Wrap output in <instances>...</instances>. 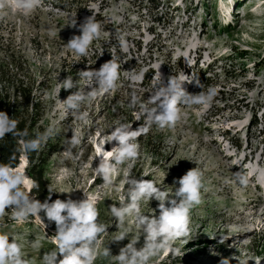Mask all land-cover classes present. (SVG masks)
<instances>
[{
	"label": "rangeland",
	"instance_id": "1",
	"mask_svg": "<svg viewBox=\"0 0 264 264\" xmlns=\"http://www.w3.org/2000/svg\"><path fill=\"white\" fill-rule=\"evenodd\" d=\"M90 16L100 23L101 36L87 57H79L66 43L81 34L79 24ZM74 20L75 28L69 26ZM111 59L120 65L117 88L86 102L82 118L66 111L62 101L79 89H61L60 82L71 76L89 91L92 82L78 73L98 70ZM0 66L34 82L43 100L44 132L56 129L45 143L53 152L44 166L56 199L82 200L86 195L97 201L98 222L107 231L98 238L94 264H116L115 256L131 239L139 238L137 249L145 242L134 218L125 223L129 235L113 241L119 230L109 207L128 200L126 165L111 187L94 172L98 156L117 145L107 143L115 126L125 123L136 130L145 124L139 105L129 106L131 94L151 108L148 100L160 75L165 84L171 76L186 80L182 86L190 94L214 88L210 104L180 105L175 127L152 125L137 139L139 156L131 169L137 180H152L171 193L188 170L203 174L202 202L191 210L189 236L175 241V256L161 255L150 264H220L222 259L264 264V0H41L31 15L0 18ZM73 133L80 143L69 156L66 140ZM243 158L250 159L254 170L244 168ZM238 171L247 176L246 186L235 179ZM20 172L26 174L30 192L25 167ZM158 204L154 199L142 202L140 211L158 217ZM10 211L0 217V233L8 234L10 242L16 239L28 264H43V255L56 250L55 223L50 227L39 215L14 220ZM107 247L112 256L102 255Z\"/></svg>",
	"mask_w": 264,
	"mask_h": 264
},
{
	"label": "clouds",
	"instance_id": "2",
	"mask_svg": "<svg viewBox=\"0 0 264 264\" xmlns=\"http://www.w3.org/2000/svg\"><path fill=\"white\" fill-rule=\"evenodd\" d=\"M41 4V0H0V18L10 13L21 16L31 15ZM77 27L76 20L69 24ZM80 35H73L66 43L67 48L79 57H87L88 50L94 40L101 36V25L94 17H86L79 24ZM121 45L125 46L121 40ZM120 65L114 59L103 63L100 68L81 71L78 75L92 82L91 90L80 88L71 76L61 83V89L70 90L78 87V91L70 94L63 102L65 110L74 116H80L82 106L95 97L98 93H108L117 88L120 78ZM197 87L203 89V85L197 78ZM193 79L187 80L192 82ZM174 76L168 78L165 84L161 78L157 81L154 91L149 97L151 108L140 102L135 92L131 94L130 107L139 105L140 114L145 117V124L136 130H131V125L120 123L109 134L107 143L116 141L107 155H99V164L94 168L95 175L102 178L105 187L114 184V176L120 172L121 166L126 165L123 173V183L128 185L125 203L121 199L119 206L112 204L109 207L115 220L119 235L114 242L123 241L130 229L125 227L129 218H134L135 227L145 236L144 245L137 249L139 238H133L115 256L116 264H150L153 258L161 255L172 254L175 256L178 249L174 247L175 241L186 238L190 234L191 210L202 202L201 190L204 187L203 174L196 168L190 169L180 177L176 183L179 187L173 192L161 190L152 180L143 178L137 180L131 175L133 162L139 156L138 137L146 134L152 125L159 129L173 128L181 120L180 105L204 106L212 102L216 95L214 88L190 94L183 88V82ZM18 121L10 118L6 112L0 111V140L7 134L18 137H26L27 132H18ZM56 129L48 128L43 133L36 135L34 139H22L20 150L24 153L39 151L48 139L56 135ZM80 140L73 133L71 139L66 140L68 155H72V148L79 145ZM235 179L243 186L248 184V178L242 172L234 173ZM27 177L25 173L17 171L13 166L0 163V217L5 215L6 209L11 208V218L14 220H26L30 216L44 213L49 223L56 225L55 243L56 250L43 255V264H94L98 252L99 236L107 231L103 223L98 222L99 211L95 198L85 195V199L51 200L49 197L43 203L30 195L26 190ZM34 187H38L35 181ZM118 190V189H117ZM68 193V192H61ZM159 202V216L144 215L140 211L142 202L151 200ZM166 202L170 206H166ZM122 229V230H121ZM6 233H0V264H28L22 255L21 245L14 237ZM103 256L111 255L110 249H104ZM62 256V259L58 257ZM239 264H249V261L241 259ZM220 264H229L228 259H222Z\"/></svg>",
	"mask_w": 264,
	"mask_h": 264
},
{
	"label": "trees",
	"instance_id": "3",
	"mask_svg": "<svg viewBox=\"0 0 264 264\" xmlns=\"http://www.w3.org/2000/svg\"><path fill=\"white\" fill-rule=\"evenodd\" d=\"M37 90L38 87H34V82H25L23 76L16 78L14 74H9L0 66V111L6 112L10 118L18 121V132H27L26 137L7 134L3 140H0V163L10 164L15 168L20 156L24 154L27 160L25 171L31 181H35L38 185L34 187L32 183L30 192L37 200L44 202L50 195V187L44 177V166L53 150H48L45 144L39 151L24 153L20 150L22 139H34L37 134L44 132L41 124L44 106L41 96L37 95ZM55 200L56 197L52 192L49 202ZM39 216L47 225L55 227L53 223L48 222L43 212Z\"/></svg>",
	"mask_w": 264,
	"mask_h": 264
},
{
	"label": "bare ground",
	"instance_id": "4",
	"mask_svg": "<svg viewBox=\"0 0 264 264\" xmlns=\"http://www.w3.org/2000/svg\"><path fill=\"white\" fill-rule=\"evenodd\" d=\"M176 8H178V7H176ZM216 58H218V57H216ZM157 82H155V84H156ZM246 135V134H245ZM22 155H24V154H22ZM26 157H24V156H22L21 157V160L19 161V163H18V165L14 168L15 170H17V171H22L23 170V168L26 166ZM250 159H245V158H243V159H241V164L243 165V166H245L244 168L245 169H252V170H254L252 167H250V166H248L249 164H250ZM243 163H247V164H243ZM252 164V163H251ZM252 172V171H251ZM256 173V172H255ZM259 173H261V172H259ZM253 178H256L254 175L252 176ZM251 177V179H253ZM256 180L257 181H261V179L259 178V177H257L256 178ZM256 180H254V181H256Z\"/></svg>",
	"mask_w": 264,
	"mask_h": 264
},
{
	"label": "water",
	"instance_id": "5",
	"mask_svg": "<svg viewBox=\"0 0 264 264\" xmlns=\"http://www.w3.org/2000/svg\"><path fill=\"white\" fill-rule=\"evenodd\" d=\"M22 156H24V157H25V155H21V156H20V158H19V161L21 160V157H22Z\"/></svg>",
	"mask_w": 264,
	"mask_h": 264
}]
</instances>
